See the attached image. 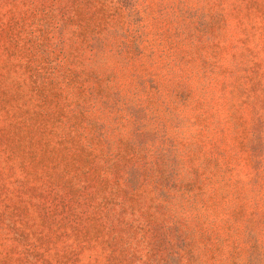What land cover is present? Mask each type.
I'll use <instances>...</instances> for the list:
<instances>
[{"label": "rangeland", "instance_id": "1", "mask_svg": "<svg viewBox=\"0 0 264 264\" xmlns=\"http://www.w3.org/2000/svg\"><path fill=\"white\" fill-rule=\"evenodd\" d=\"M0 264H264V0H0Z\"/></svg>", "mask_w": 264, "mask_h": 264}]
</instances>
